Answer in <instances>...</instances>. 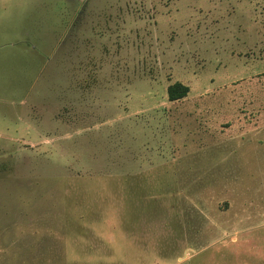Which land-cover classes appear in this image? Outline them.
Listing matches in <instances>:
<instances>
[{"label": "rangeland", "instance_id": "374dc122", "mask_svg": "<svg viewBox=\"0 0 264 264\" xmlns=\"http://www.w3.org/2000/svg\"><path fill=\"white\" fill-rule=\"evenodd\" d=\"M0 264H264V0H0Z\"/></svg>", "mask_w": 264, "mask_h": 264}, {"label": "trees", "instance_id": "16d2710c", "mask_svg": "<svg viewBox=\"0 0 264 264\" xmlns=\"http://www.w3.org/2000/svg\"><path fill=\"white\" fill-rule=\"evenodd\" d=\"M188 93V86H185L179 82L171 84L167 88V98L170 102L182 100L187 97Z\"/></svg>", "mask_w": 264, "mask_h": 264}]
</instances>
